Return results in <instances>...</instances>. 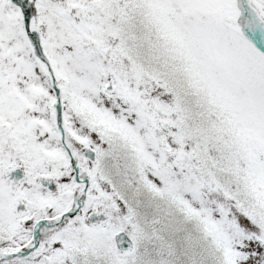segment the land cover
<instances>
[{
  "label": "snow or ice",
  "instance_id": "1",
  "mask_svg": "<svg viewBox=\"0 0 264 264\" xmlns=\"http://www.w3.org/2000/svg\"><path fill=\"white\" fill-rule=\"evenodd\" d=\"M0 264H264V0H0Z\"/></svg>",
  "mask_w": 264,
  "mask_h": 264
}]
</instances>
